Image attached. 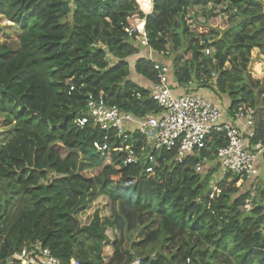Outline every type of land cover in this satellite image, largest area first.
<instances>
[{"label":"trees","instance_id":"obj_1","mask_svg":"<svg viewBox=\"0 0 264 264\" xmlns=\"http://www.w3.org/2000/svg\"><path fill=\"white\" fill-rule=\"evenodd\" d=\"M0 17L12 24L18 43L0 46V113L13 122L11 135L0 141V179L30 201L0 227V264L33 245L49 248L61 264L73 258L129 264L134 256L122 247L124 233L138 226L144 227L142 246L160 234L170 244L191 235L205 246L185 248L179 262L159 251L141 257V264H264V193L251 210L242 208L251 181L237 187L226 173L216 183L220 193L210 198L217 167L197 173V157L177 163L165 156L146 173L143 160L123 164L139 155L143 135L119 137L114 129L76 124L88 93L136 116L159 110L149 97L153 62L124 30L135 18L144 19L154 51L172 54L173 92L191 82L195 91L226 94L228 113L249 105L256 115L263 89L246 64L253 50L264 54V0H152L147 14L135 0H0ZM132 70L146 86L132 80ZM260 115L257 137L264 133ZM223 143L222 134H211L201 152L208 164Z\"/></svg>","mask_w":264,"mask_h":264},{"label":"built area","instance_id":"obj_2","mask_svg":"<svg viewBox=\"0 0 264 264\" xmlns=\"http://www.w3.org/2000/svg\"><path fill=\"white\" fill-rule=\"evenodd\" d=\"M68 1L71 4L73 0ZM124 30L140 47L147 49V58L153 62L155 80L149 88V97L159 110L136 116L118 107L108 106L88 93L86 112L77 117L76 124L82 127L91 123L105 129H114L119 137L125 132L129 136L134 133L143 135L145 145L139 155H129L123 164L143 160L147 162L146 173H153L159 166V160L166 161L165 156L177 163H182L187 157H197L193 166L197 173L205 170L207 165L213 169L217 167V179L210 182V198L220 193L221 189L216 183L226 173L234 175L236 183L240 185L251 181V193L242 203L243 210H251L256 205L255 198L258 196V158L264 153V133L257 137L260 131H257L255 109L249 105H241L232 112L231 120H226L224 110L203 93L195 91L191 82L182 92H173L169 81V65L154 58L156 55L165 56L168 52H156L149 46L144 19L135 18L134 24ZM209 52L206 50V53ZM237 121L242 122L243 127ZM213 132L222 134L224 143L216 148L214 159L208 164L207 157L202 156L201 152L207 148L206 144ZM253 139L255 140L251 141ZM94 146L100 150L97 143ZM7 264L61 262L49 248L33 245L14 252ZM69 264H79V261L73 258ZM129 264H141V258L137 257Z\"/></svg>","mask_w":264,"mask_h":264},{"label":"rangeland","instance_id":"obj_3","mask_svg":"<svg viewBox=\"0 0 264 264\" xmlns=\"http://www.w3.org/2000/svg\"><path fill=\"white\" fill-rule=\"evenodd\" d=\"M143 7H147L146 0H140ZM139 5V4H138ZM139 9L142 10L141 6L139 5ZM143 11V10H142ZM15 29L13 28L12 24L5 20L3 17H0V46L3 44L8 45L11 49H15L18 46L17 43V37H16ZM141 54L147 55V50L142 49L140 51ZM264 55V54H262ZM172 54L168 53L165 56L162 55H156L154 58L160 62H167L169 64V68H171V59ZM261 53L256 52V50H253L251 52V57L249 61L247 62L246 66L248 69L249 74L254 80L259 79L260 83V89H263L260 91V94L263 96H260L258 98L260 104L264 106V76L258 75L257 67L260 66V72H264V59L261 58ZM131 61V60H130ZM228 65V62L226 63ZM171 71V69H170ZM172 73V72H171ZM135 73L132 70L131 78H134ZM136 77V76H135ZM261 77V78H260ZM144 86L147 85V82L143 84ZM13 122H10V124H7L3 121V115L0 113V141H5L10 135L9 130L12 129ZM262 176L264 178V162L262 163ZM214 175V176H213ZM211 178L213 180L217 179V174H213ZM262 177L260 180V185L258 186L259 189L264 188V179ZM259 183L258 180L256 184ZM242 185V184H241ZM240 184L236 183L237 187L241 186ZM262 187V188H261ZM258 200V199H257ZM261 200V198H260ZM258 200V202L260 201ZM30 207V201L29 198L25 195H23L18 187L7 180L0 179V227L7 226L18 214H20L23 210L28 209ZM157 223V224H156ZM158 222L157 219L155 222H153L150 227L151 228H157ZM144 236V227L138 226L134 229L127 230L124 233V243L122 245L123 249L128 251L129 253L133 254V258L137 257H145L146 255H151L152 257L156 255L157 252L163 251L166 255H170L174 258V261H180L181 257L183 256V252L185 248L191 247V245H194L198 247L205 248L204 244L202 242H198L195 240L194 237H191V235H188V237H184L183 240L177 241V245L170 244L166 237L163 234H160L157 238V240L153 243H150L146 246H142L140 242L142 241ZM187 238V239H185ZM189 243V245L184 244ZM176 245V246H175ZM194 247V250L196 249ZM208 248L206 247V250ZM205 250V251H206Z\"/></svg>","mask_w":264,"mask_h":264},{"label":"crops","instance_id":"obj_4","mask_svg":"<svg viewBox=\"0 0 264 264\" xmlns=\"http://www.w3.org/2000/svg\"><path fill=\"white\" fill-rule=\"evenodd\" d=\"M138 2V4L141 6V8H142V10H143V12L144 13H149L151 10H152V0H148V5H147V7H143V5H142V3H141V1L140 0H138L137 1ZM139 5H138V7H139ZM195 8V10L198 12V14H200V12H201V9L199 8V7H194ZM221 16H224V13H221ZM200 18H203V16H200ZM141 49H146L145 47H140ZM147 50V49H146ZM256 52H258L257 50H256ZM138 56V55H137ZM135 56L133 57V59H132V63H133V61L135 60ZM261 58H263L264 59V55H262L261 54ZM260 58V59H261ZM165 62V61H164ZM166 64H168L167 62H165ZM169 65V64H168ZM171 72V71H170ZM136 74V73H135ZM136 76V77H135ZM135 76H133L134 78H132V80L134 81V82H136V83H138L139 85H142V86H144L143 84H145L146 82L148 83L149 81L147 80V79H145L144 77H142V76H140V75H135ZM260 76H264V74L263 75H260ZM261 78V77H260ZM174 81V80H173ZM174 83H175V81H174ZM185 89V87H182V88H178V91L180 90V92L181 91H183ZM177 90V89H176ZM199 92L200 93H203L206 97H208L209 99H211L215 104H217L218 106H220V107H222L223 108V110H225V119L226 120H231V113H228L227 112V107H228V105H229V98H228V96L226 95V94H223V93H217L216 91H211V90H209L208 88H200L199 89ZM257 107H258V111H257V113H256V115H255V119L259 122V119L261 118V115H260V112H262V114H264V106H262V105H259L260 104V102H259V100L257 101ZM261 111H260V110ZM257 116H258V119H257ZM263 120H264V117H263ZM256 121V122H257ZM242 127H243V123L242 122H240V121H237ZM256 125H257V123H256ZM260 156H262V155H260ZM263 160V159H262ZM261 157H260V159H259V163H257L259 166H260V174H259V179L262 177L263 178V176H262V169H261ZM262 163H263V161H262ZM258 179V180H259ZM264 179V178H263ZM259 183L257 184V189H256V191H257V199H260L261 197H260V195H263V193H264V188L263 189H259L258 188V186L260 185V180L258 181ZM262 188V187H261ZM257 199L255 198V201H257ZM262 204L264 205V200L262 201Z\"/></svg>","mask_w":264,"mask_h":264},{"label":"clouds","instance_id":"obj_5","mask_svg":"<svg viewBox=\"0 0 264 264\" xmlns=\"http://www.w3.org/2000/svg\"><path fill=\"white\" fill-rule=\"evenodd\" d=\"M136 2L138 1V0H135ZM137 4H138V2H137ZM142 11V10H141ZM145 22V21H144Z\"/></svg>","mask_w":264,"mask_h":264}]
</instances>
